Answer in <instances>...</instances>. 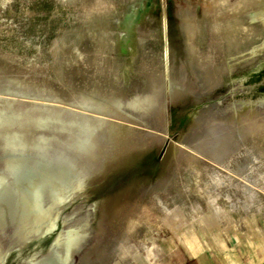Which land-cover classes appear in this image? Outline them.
Segmentation results:
<instances>
[{"label":"rangeland","instance_id":"rangeland-1","mask_svg":"<svg viewBox=\"0 0 264 264\" xmlns=\"http://www.w3.org/2000/svg\"><path fill=\"white\" fill-rule=\"evenodd\" d=\"M80 96L107 120L84 193L62 211L77 223L92 208L71 264L150 253L184 225L264 245V0H0V105ZM137 106L146 123L125 108ZM52 238L14 244L3 264Z\"/></svg>","mask_w":264,"mask_h":264},{"label":"bare ground","instance_id":"bare-ground-1","mask_svg":"<svg viewBox=\"0 0 264 264\" xmlns=\"http://www.w3.org/2000/svg\"><path fill=\"white\" fill-rule=\"evenodd\" d=\"M170 88L174 94L171 83ZM18 101L0 105V264L14 244L49 236L53 238L47 253H33L22 264H71L90 237L92 208L77 223L69 222L62 211L84 193L91 172L85 153L90 154L96 131L107 120L101 115L105 108L90 96H80L74 108L21 107L15 105ZM257 105L264 106V98ZM125 108L146 123L140 106ZM70 148L80 151V160L68 153ZM187 148L201 155V150ZM157 202L166 209L160 199Z\"/></svg>","mask_w":264,"mask_h":264},{"label":"crops","instance_id":"crops-1","mask_svg":"<svg viewBox=\"0 0 264 264\" xmlns=\"http://www.w3.org/2000/svg\"><path fill=\"white\" fill-rule=\"evenodd\" d=\"M158 246L111 253L99 264H264V245L251 244L245 231H214L184 225L156 239Z\"/></svg>","mask_w":264,"mask_h":264}]
</instances>
